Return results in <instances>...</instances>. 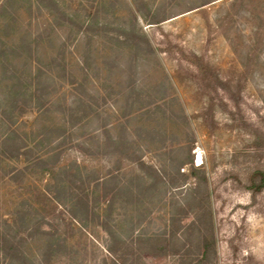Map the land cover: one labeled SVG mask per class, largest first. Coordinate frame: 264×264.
Segmentation results:
<instances>
[{
	"label": "rangeland",
	"instance_id": "rangeland-1",
	"mask_svg": "<svg viewBox=\"0 0 264 264\" xmlns=\"http://www.w3.org/2000/svg\"><path fill=\"white\" fill-rule=\"evenodd\" d=\"M199 185L264 264V0H0V264H196Z\"/></svg>",
	"mask_w": 264,
	"mask_h": 264
},
{
	"label": "trees",
	"instance_id": "trees-1",
	"mask_svg": "<svg viewBox=\"0 0 264 264\" xmlns=\"http://www.w3.org/2000/svg\"><path fill=\"white\" fill-rule=\"evenodd\" d=\"M48 2H53V0H48ZM139 37V39L136 38V44H139L140 40L145 41L148 45V39L146 37L142 36H136ZM134 39V38H133ZM135 40V39H134ZM43 162V161H40ZM63 185H59L57 190V198H60L58 196V192L62 194V192L65 195V200L71 201L72 206L70 207L71 214L73 216H77V209L80 210L82 213H84L86 216L90 211L89 201H88V185L90 183L88 180H82L78 175L74 173V171H68L66 172L65 176L63 177ZM206 181L204 177V182ZM67 182V183H64ZM204 188V186H203ZM252 188V186L250 187ZM58 189H62V191H58ZM200 185L197 187V197L195 199H198L199 201V208L203 209L202 214L197 216V219L193 222L194 227L197 228L198 232L200 233V250L202 253L201 259H193L192 261H196V264H201L200 262H203L206 258H208V253L213 250H215V239L213 234V227H212V221H211V213L209 212V209H207V206L209 205V194L207 193V186L204 191H200ZM204 192V193H203ZM199 197V198H198ZM209 208V206H208ZM76 211V212H75ZM0 240H3L6 242V237L0 238ZM167 242V238L159 236L156 239H150L151 245L154 247L159 248V245L161 246L159 249V253L163 252L164 246ZM156 243V245H155ZM157 243L159 245H157ZM3 245V244H2ZM205 258V259H203ZM200 260V261H199Z\"/></svg>",
	"mask_w": 264,
	"mask_h": 264
},
{
	"label": "bare ground",
	"instance_id": "bare-ground-1",
	"mask_svg": "<svg viewBox=\"0 0 264 264\" xmlns=\"http://www.w3.org/2000/svg\"><path fill=\"white\" fill-rule=\"evenodd\" d=\"M201 155L199 154V156H197V161H198V163H200L201 162ZM201 164V163H200Z\"/></svg>",
	"mask_w": 264,
	"mask_h": 264
}]
</instances>
